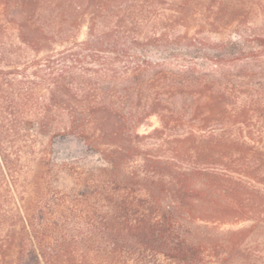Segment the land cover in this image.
<instances>
[{
  "label": "trees",
  "instance_id": "obj_1",
  "mask_svg": "<svg viewBox=\"0 0 264 264\" xmlns=\"http://www.w3.org/2000/svg\"><path fill=\"white\" fill-rule=\"evenodd\" d=\"M163 2L0 0V196L24 164L15 133L90 144L78 238L98 264H228L264 227V34H178L186 0ZM19 231L17 264H42L47 238Z\"/></svg>",
  "mask_w": 264,
  "mask_h": 264
},
{
  "label": "rangeland",
  "instance_id": "obj_2",
  "mask_svg": "<svg viewBox=\"0 0 264 264\" xmlns=\"http://www.w3.org/2000/svg\"><path fill=\"white\" fill-rule=\"evenodd\" d=\"M186 3L187 23L176 29L178 34H199L214 42L264 34V0H186ZM175 6L173 0H164L160 9L168 14ZM86 34L87 28H81L78 40L83 41ZM54 48L61 50L63 46ZM34 57L28 52L23 59ZM34 112L31 108L20 109L18 124L35 119ZM9 119L16 120L13 116ZM157 127L159 122L153 117L139 133L146 134ZM19 132L15 133L14 144L24 158L22 172L12 191L8 192L6 187L0 196V264L18 263L19 230L24 222L33 235L47 238L42 243L44 253L40 251L45 256L41 255L42 264H98L78 238L88 229L80 219L84 208L77 201L84 191L93 189L92 183L84 185L83 178L97 172L100 156L76 136L41 134L36 128L28 134L24 130ZM249 225L226 226L220 232ZM25 244L30 249L33 242L26 238ZM25 260L37 264L31 255ZM228 264H264V227L258 228L231 255Z\"/></svg>",
  "mask_w": 264,
  "mask_h": 264
}]
</instances>
